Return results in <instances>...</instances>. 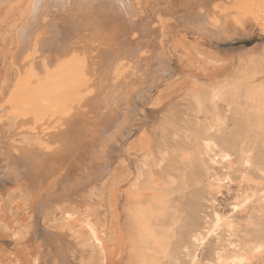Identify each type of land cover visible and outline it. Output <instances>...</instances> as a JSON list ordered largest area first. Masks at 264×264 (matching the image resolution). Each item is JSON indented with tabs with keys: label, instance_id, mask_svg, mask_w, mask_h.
Wrapping results in <instances>:
<instances>
[{
	"label": "rangeland",
	"instance_id": "1",
	"mask_svg": "<svg viewBox=\"0 0 264 264\" xmlns=\"http://www.w3.org/2000/svg\"><path fill=\"white\" fill-rule=\"evenodd\" d=\"M29 1L0 4L1 112L16 86L11 56ZM136 1L139 10L133 20L165 15L159 30V67L136 77L119 104L122 125L105 142L102 167L85 165L81 176L87 174L74 192V185L51 195V189H43L39 198H32L0 147V264H134L133 212L163 197L177 219L170 238L176 251L158 257L157 264H223L218 253L227 258L249 249L254 239L260 240V252L240 264H264V143L245 121H236L240 116L233 105L218 102L217 111L205 107L199 112L189 93L226 78H247L264 63V0L251 13L228 16L218 28L207 25L204 31L188 28L182 13L197 0ZM263 77L264 71L256 78ZM14 120L13 114L0 117V136L13 130ZM26 136L31 144L34 136ZM207 139L213 140L212 151L198 155ZM249 154L253 162L243 165L241 155ZM142 155L150 180L143 175L145 184L134 186ZM214 178L221 186L209 190ZM243 191L248 198L237 204ZM215 216L231 221V231L221 225L212 232Z\"/></svg>",
	"mask_w": 264,
	"mask_h": 264
},
{
	"label": "bare ground",
	"instance_id": "2",
	"mask_svg": "<svg viewBox=\"0 0 264 264\" xmlns=\"http://www.w3.org/2000/svg\"><path fill=\"white\" fill-rule=\"evenodd\" d=\"M4 1L9 0H0V4ZM258 1L197 0L182 13L188 28L204 31L207 25L218 28L228 16L241 18L251 13ZM233 2L232 9H227ZM27 5L11 56L17 71L16 86L0 111V117L13 114L15 127L0 136V147L22 188L32 198H39L38 192L43 189H51V195L58 190L68 191L74 185V192L87 174L81 176L85 165L102 167L105 142L122 125L119 104L136 77L159 67V30L165 15L133 20L139 10L136 0H30ZM263 64L259 62L247 78H226L204 90L191 89L196 110L210 107L217 111L218 102H226L227 108L233 105L235 114L240 116L236 121H245L255 129L263 144L264 80L256 78L264 71ZM26 134L34 136L31 144ZM212 141L207 139L197 154L211 152ZM250 156L241 155L243 165L253 162ZM214 157H210L211 162ZM139 164L134 186L145 184V179L140 180L143 175L150 180L151 172L143 170L147 166L144 155ZM214 180L208 182L209 190L221 186L219 178ZM246 193L237 196V204L246 202ZM163 198L138 206L133 212L134 264H157L158 257L176 251L170 238L177 219L168 212V202ZM221 225L229 230L233 227L225 217L215 216L210 229ZM259 244L260 240L254 239L249 249L234 251L227 258L218 253L217 259L223 264H240L257 253Z\"/></svg>",
	"mask_w": 264,
	"mask_h": 264
}]
</instances>
